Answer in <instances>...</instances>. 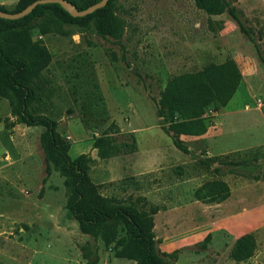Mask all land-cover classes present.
Returning a JSON list of instances; mask_svg holds the SVG:
<instances>
[{"label":"rangeland","instance_id":"374dc122","mask_svg":"<svg viewBox=\"0 0 264 264\" xmlns=\"http://www.w3.org/2000/svg\"><path fill=\"white\" fill-rule=\"evenodd\" d=\"M227 2L246 34L222 8L205 13L193 0H110L124 25L118 44L90 23L61 24L64 34L32 31L50 54L40 111L57 121L71 159L87 156L102 196L146 213L157 208L158 249L166 237L194 234L173 249L175 264H264V0ZM228 59L241 75L237 90L224 108L206 113L202 136L179 137L187 148L180 153L157 117L159 92L176 75ZM14 120L0 98V264H132L79 232L64 208L63 177L45 174L42 128ZM157 148L171 163L137 171L136 149ZM210 181L227 186L225 200L195 199ZM244 234L254 238L253 254L234 262L230 248Z\"/></svg>","mask_w":264,"mask_h":264},{"label":"trees","instance_id":"16d2710c","mask_svg":"<svg viewBox=\"0 0 264 264\" xmlns=\"http://www.w3.org/2000/svg\"><path fill=\"white\" fill-rule=\"evenodd\" d=\"M33 1L18 0L13 11L2 8L0 11L19 12ZM65 1L77 10H84L99 0ZM193 3L205 13L222 8L246 34L236 10L227 0H193ZM89 23L101 39L120 43L124 25L111 10L110 0L104 7L79 18L70 17L57 4L37 5L29 14L16 20L0 18V98L7 101L14 123L42 128L38 144L43 154L45 174L55 169L63 177L67 193L64 208L81 234L99 240L106 247L112 245L114 258L132 264H175L179 250L165 253L156 247L152 216L157 208L152 207L146 213L132 203L124 205L102 196L98 186L89 178L87 156L80 154L71 159L68 156L70 143L58 132L57 121L40 111L39 79L50 63V54L41 41L32 39V31L37 29L40 36L64 34L59 29L61 24H78L87 28ZM240 79L236 64L228 59L197 72L176 75L166 82L155 103L156 114L165 123L163 130L176 150L187 153L179 139L181 135L199 137L206 132V113L224 108L237 90ZM4 122L5 126L10 125L6 120ZM194 194L196 200L219 203L228 197V189L222 181H210ZM209 240L210 235H206L196 245L202 246ZM254 247L252 235L244 234L233 242L229 258L243 262L252 256Z\"/></svg>","mask_w":264,"mask_h":264},{"label":"crops","instance_id":"0c3cea01","mask_svg":"<svg viewBox=\"0 0 264 264\" xmlns=\"http://www.w3.org/2000/svg\"><path fill=\"white\" fill-rule=\"evenodd\" d=\"M17 1L18 0H0V8L4 10H11L14 8ZM180 137L182 138V137H187V136L181 135ZM157 149H152L151 151L146 152V153H140L136 149V152H134L133 155H137L136 161L139 162V166H136L137 171L143 168L145 169V171L149 172V171L155 170V168L160 169L165 166H168L171 163L172 159L165 156L168 150L165 151L164 149L163 150L159 148ZM173 152H169V153H172L174 155L175 152L174 153ZM140 166H142V168ZM192 234L193 233L191 232H184L183 234H180L179 236L166 237L160 242L159 249L162 252L169 253V251L173 250L174 248L179 247L183 241H185L186 239H190Z\"/></svg>","mask_w":264,"mask_h":264},{"label":"water","instance_id":"95a60500","mask_svg":"<svg viewBox=\"0 0 264 264\" xmlns=\"http://www.w3.org/2000/svg\"><path fill=\"white\" fill-rule=\"evenodd\" d=\"M108 0H99L98 2L90 5L84 10H77L72 4L65 0H35L27 5L24 9L15 13H6L0 11V18L5 20H16L31 12V10L41 4H57L60 8L65 11L72 18H79L85 15L91 14L97 9L105 6Z\"/></svg>","mask_w":264,"mask_h":264}]
</instances>
